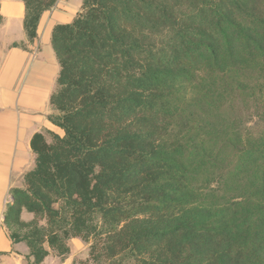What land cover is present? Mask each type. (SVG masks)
<instances>
[{
	"label": "trees",
	"instance_id": "1",
	"mask_svg": "<svg viewBox=\"0 0 264 264\" xmlns=\"http://www.w3.org/2000/svg\"><path fill=\"white\" fill-rule=\"evenodd\" d=\"M22 2L14 48L58 0ZM50 40L61 134L32 135L3 217L28 264L74 238L93 264H264V0H82Z\"/></svg>",
	"mask_w": 264,
	"mask_h": 264
},
{
	"label": "crops",
	"instance_id": "2",
	"mask_svg": "<svg viewBox=\"0 0 264 264\" xmlns=\"http://www.w3.org/2000/svg\"><path fill=\"white\" fill-rule=\"evenodd\" d=\"M64 1L58 0L50 10L54 21L41 22L42 16L37 39L23 50L12 47V43H26L24 3L0 0V264H28V249L12 243L3 217L11 189L23 187L22 176L34 167L32 135L45 130L57 132L46 119L59 69L51 31L56 24L71 22L79 12Z\"/></svg>",
	"mask_w": 264,
	"mask_h": 264
},
{
	"label": "rangeland",
	"instance_id": "3",
	"mask_svg": "<svg viewBox=\"0 0 264 264\" xmlns=\"http://www.w3.org/2000/svg\"><path fill=\"white\" fill-rule=\"evenodd\" d=\"M65 2H67L68 5L72 7L73 9H77L80 11L82 0H65L63 3ZM43 21H47V22L54 21V15L52 11H50L49 13L46 12L45 14H43V19L41 22ZM55 22L58 23L60 22V20H56ZM21 47L26 49L27 44L21 45L20 49H22ZM50 114H52V110L49 108L47 116ZM56 131L61 134V132L58 129ZM22 219L24 221H30L31 219H33V215L24 212L22 215ZM20 244H22L23 247L27 248V246L24 243H20ZM68 246L70 249L68 255H66L65 257H60L56 255L54 251H50V254L44 260V264H93V262L89 259V255H88V249H89L88 242H85L79 238H74L68 241Z\"/></svg>",
	"mask_w": 264,
	"mask_h": 264
}]
</instances>
